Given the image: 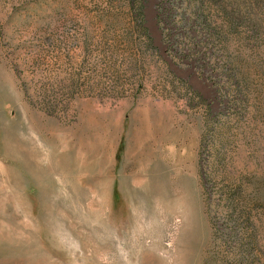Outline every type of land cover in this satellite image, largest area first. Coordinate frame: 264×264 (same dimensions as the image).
<instances>
[{"label":"rangeland","instance_id":"obj_1","mask_svg":"<svg viewBox=\"0 0 264 264\" xmlns=\"http://www.w3.org/2000/svg\"><path fill=\"white\" fill-rule=\"evenodd\" d=\"M134 1L0 0V264H264V0Z\"/></svg>","mask_w":264,"mask_h":264},{"label":"trees","instance_id":"obj_2","mask_svg":"<svg viewBox=\"0 0 264 264\" xmlns=\"http://www.w3.org/2000/svg\"><path fill=\"white\" fill-rule=\"evenodd\" d=\"M136 1V3L138 4V8H139V10H138V17H137V21L139 22V26L140 27H142V29H144L145 30V27H144V22H143V18H144V15H143V8H144V6L142 5V0H135ZM134 1V2H135ZM201 2H203V1H201ZM204 3V2H203ZM200 8H201V6L199 5V9H198V4H197V11L196 12H200ZM250 8H252V9H254V7H253V5H251L250 6ZM200 14H201V12H200ZM236 18L234 17L233 18V21L235 20ZM229 197L230 198H232V197H235L233 194H232V192L231 193H229ZM234 210H236L235 208H234Z\"/></svg>","mask_w":264,"mask_h":264}]
</instances>
